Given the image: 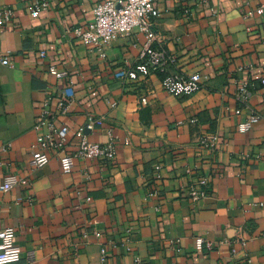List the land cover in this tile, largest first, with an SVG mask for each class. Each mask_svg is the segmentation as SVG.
<instances>
[{
    "label": "crops",
    "instance_id": "0c3cea01",
    "mask_svg": "<svg viewBox=\"0 0 264 264\" xmlns=\"http://www.w3.org/2000/svg\"><path fill=\"white\" fill-rule=\"evenodd\" d=\"M40 1L0 0V12L14 13L0 26V187L30 180L0 189V228L15 230L23 252L13 264H264V119L239 131L253 113L264 117V0H156L155 46L170 62L137 81L116 73L147 62L144 35L120 37L101 56L74 34L93 23L92 2L49 0L34 12ZM172 73H199L204 86L171 96L162 80ZM44 110L51 128L69 130L61 155L77 150L81 133L112 142L115 160L78 159L65 174L54 154L33 170L50 131ZM202 178L209 194L192 202L188 187Z\"/></svg>",
    "mask_w": 264,
    "mask_h": 264
},
{
    "label": "built area",
    "instance_id": "2783aa9c",
    "mask_svg": "<svg viewBox=\"0 0 264 264\" xmlns=\"http://www.w3.org/2000/svg\"><path fill=\"white\" fill-rule=\"evenodd\" d=\"M93 3V23L86 30L77 28L74 30L76 38L97 51L101 56H105V48L120 37H129L135 33L145 36L147 42L144 48L143 56L147 62L140 63L129 70H121L116 73V77L124 81H137L140 76L148 77L154 72H166L170 59L164 50L157 48L155 43L159 39L157 32V20L161 12L156 6V0H89ZM49 7V0H41L34 4V12H41ZM256 13L264 14V5L260 6ZM11 10L0 12V26L6 25L13 17ZM5 65L10 64V60H2ZM50 71L56 78L61 79L67 76L66 72L59 71L55 66L50 67ZM264 84V79L262 80ZM204 86L203 77L199 73L193 74H168L162 80V87L165 92L171 96L182 98L189 97L199 92ZM251 85L248 81L242 82L238 90V98L242 104H246L251 95ZM73 83L65 88L61 93L59 109L64 113L68 110L69 101L74 97ZM148 97L141 99L142 105L148 104ZM242 109H238L236 114H240ZM53 113L48 110L42 112L45 123L50 128L48 132L38 138L36 150L33 152L31 166L33 170H39L45 167L51 159V156L60 155V164L62 172L69 174L75 167L78 159L97 160L101 159L106 163H112L116 158L115 147L112 142L105 145L90 142L81 133L77 150L71 154L61 155L68 143L69 130L67 128H51ZM264 117L259 113H253L246 123L239 125L240 132L249 131L255 124L263 121ZM94 122L91 120L87 126L92 129ZM37 128H40L38 125ZM215 141L211 144L214 146ZM29 185L27 178H12L0 187L3 191H9L17 185ZM210 181L202 178L188 187V195L192 202H198L206 198L209 194ZM205 242L199 240V245L203 246ZM243 246L246 242H240ZM207 247L211 244L206 243ZM235 252V250L233 251ZM23 252L16 243V234L13 228H0V264H13L19 262ZM118 264H124L122 262ZM132 264H142L140 258H136Z\"/></svg>",
    "mask_w": 264,
    "mask_h": 264
}]
</instances>
